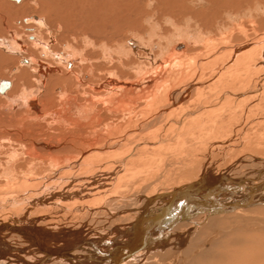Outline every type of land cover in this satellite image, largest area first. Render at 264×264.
I'll return each mask as SVG.
<instances>
[{
	"label": "bare ground",
	"instance_id": "obj_1",
	"mask_svg": "<svg viewBox=\"0 0 264 264\" xmlns=\"http://www.w3.org/2000/svg\"><path fill=\"white\" fill-rule=\"evenodd\" d=\"M12 1L20 3L21 0ZM91 1L89 0V5ZM161 1L152 0L154 3H162ZM201 1L207 4L211 0ZM30 2L29 0L26 3ZM228 4L223 3L225 7ZM27 5L21 7L29 12ZM157 6L155 5L156 8ZM56 8L58 13V7ZM261 9L264 12V7ZM48 11L50 9L42 8L40 12L49 13ZM173 11L171 13L174 16L171 18L177 26L173 33L174 39H169L167 50L164 49L162 54L158 53L157 57L155 55L150 62L128 60L129 58L123 61L125 55L132 53V49L124 50L122 47L118 52L110 51L107 43L111 44L113 40L108 39L107 35L103 38L95 37L88 27L86 30H77V35L73 34L74 37L69 38L63 54H60L55 46V41L58 40L56 34L61 33L58 26L62 25L65 29L66 24L63 21L52 24L51 17L50 20L45 19V22L43 19H35L36 22L33 23L38 30L49 26L50 31H39L32 36V41H29L28 36L19 38L17 31L8 39L0 38V57L4 53L9 56L16 55L9 57L10 60L20 57L22 64L21 67H10L5 72L9 80L0 83V126H10L14 130L12 136H17L15 140L11 134L6 135L3 137L5 142H0V156H4V162L10 167L5 175L6 164L1 166L3 170L0 177L3 176V182H0V194L11 191L8 192L11 195L14 193L12 188L17 187L16 194L20 195V203L15 205L9 206L0 202L3 204L0 208V264H162L164 261L158 258L169 252L177 255L173 259L172 256L171 259L165 258V264H178V259L183 256L180 253L191 237L210 230L209 227L222 220L230 219L231 222L254 213L264 214V153L260 152L229 161L220 158L224 164L219 163L220 166L215 168L211 166L220 159L209 163V150L206 149L205 157L195 155L191 158L195 163L191 170L193 174L188 176L185 173L174 177L164 176V179L158 177L159 179L155 178L153 181L145 180V184L138 183L135 187L133 183L125 180L126 171L134 168L132 166L136 162L141 166L146 163L144 160L151 157L157 158L162 162L161 165L166 162L165 158L169 156L159 158L169 154L166 151L170 150L169 142L172 140L167 137L168 132L176 134L175 138L201 129L204 132L205 121H209L210 117L217 118L220 114L231 113L235 109H242L245 113L260 104L261 100L263 103L264 66H256L260 64L257 59L264 56V35L258 34L249 39L246 28L239 21H233L225 25V28L220 24L217 27L221 29L217 31L210 28L199 32L197 29L189 35L187 27L180 25L182 17L179 20V16ZM127 17H123L126 22L129 21V18L126 20ZM253 18L251 15L246 20L251 28ZM132 23L127 26L136 32L135 37L137 34L142 35L143 31L140 30L143 28L139 29V23ZM233 25L238 27L233 29ZM234 33H240L245 40L234 44L230 41ZM117 35L115 38L119 37ZM147 35L142 41L149 46L153 31L150 29ZM102 41L106 42L105 45H102ZM173 41L174 47L170 49V42ZM189 45H200L202 50H192ZM98 47L101 49L98 50L99 54L95 51ZM113 53L115 54L110 57ZM253 61L254 66L251 65ZM123 67L129 70L133 67L131 74L125 75V71H121ZM219 67L226 70L220 69L223 72H219ZM211 69L212 72L205 73ZM257 71L260 73L252 82V75ZM147 76L150 78V89L135 92L131 90L132 80L141 82ZM236 81L238 85L234 87ZM3 83L7 85L1 92ZM100 89H104V94H97ZM192 91L196 100L190 101L192 96L189 92ZM205 91L211 96L202 103V93ZM195 101H198L196 105ZM214 101L219 108L210 114L211 111L207 108ZM189 102L193 104L190 105ZM199 104L205 110L192 116L197 112L196 107ZM57 105L62 106L60 110ZM70 106L78 107L81 113L79 117L67 116ZM47 113L56 114L55 122L52 120L51 125L58 126L59 123L67 122L65 129L67 128L68 138L64 140L58 136V139L46 138L39 143L24 142L25 137L18 128L26 120H34ZM110 114L111 117L113 114L122 116L121 119H112L108 117ZM174 114L175 117L172 118ZM256 119L260 120L257 117ZM80 124L86 127L85 132L75 130ZM262 129L261 127V131ZM88 132L99 134L102 140L96 141L95 138L87 136L86 139H81ZM31 135V132L25 134L29 137ZM76 137L80 139L77 142L80 148L77 150L71 148V141ZM3 138L0 137V141ZM124 138H132L131 147H125ZM117 140L120 142H114ZM19 141L21 142L18 143ZM218 143L210 144L214 146ZM174 145L172 146L175 147ZM197 158L200 159L199 164ZM206 160L207 163H204ZM45 168L49 171L46 177L42 176L46 172ZM54 169L59 171L54 173ZM31 171L35 172L30 173ZM28 173L33 174L32 176L36 173L39 178L26 175ZM183 177L189 178L184 180ZM165 179H168L166 184L163 182ZM159 186L165 188L160 187L162 189L154 191ZM248 222L242 221L243 224ZM254 223L257 222L251 224ZM262 239L264 240L259 237L258 241L261 242ZM206 240L195 245L196 252L207 247ZM239 240L236 238L232 241L229 237L224 242L239 244ZM221 246L223 245H219L220 248ZM214 248L197 255L209 260L214 257ZM254 249L255 246H250L245 252L251 255L250 252H254ZM181 259L183 263L186 260Z\"/></svg>",
	"mask_w": 264,
	"mask_h": 264
},
{
	"label": "rangeland",
	"instance_id": "obj_2",
	"mask_svg": "<svg viewBox=\"0 0 264 264\" xmlns=\"http://www.w3.org/2000/svg\"><path fill=\"white\" fill-rule=\"evenodd\" d=\"M25 1L28 2L29 0H21L20 3H16L12 0H0V38L2 37V39H5V38L8 39V37L10 38V35H13L14 32L17 31L19 33V38L20 37L24 38V37L28 36L29 41H32L31 40L32 36H34L35 34H38L39 31L42 32V30H43L46 33L47 30H49L48 29L49 26L42 27L41 30H38L37 26L34 25L33 22L39 21L41 19H43V21L45 19L50 20V17H51V19L53 20L52 24H56L57 22H55V21H63L66 24L65 29H64V26L61 27L62 25L58 26L59 27V33L61 32L60 34L55 33L56 35H58L57 36L58 40L55 41V44H56L55 46H57V48H58L57 50L60 51V54H63V51H64L65 47L67 46V42L70 40L69 38L74 37L73 34L77 35L78 31L83 30V29L86 30L88 27V29H91L90 31L95 37L100 38L102 36V38H103L104 36L107 35L108 39L113 40L111 44L107 43V45L110 46V47L108 46V50H110V51L116 50L118 52L119 48H122V47L124 48V50H127L129 48L132 49V53H128L127 55H125L126 57L124 56L125 58H123V59H125V60H123V61H126V59L129 58L128 60L135 59V61L141 60V61H146V62L149 61L150 62L151 59L153 57H155V55L157 57L158 53L162 54V51L164 49H165V51L167 50L169 39H172V40L174 39L173 33H174V30L177 26H175V22L171 18L174 16L171 13L173 10H174L173 12L179 16L178 17L179 20L181 19L180 17H182V19L180 20V23H181L180 25H183L182 27H185V26L187 27L189 35H190V32H195V31H197V29L199 32L201 30L210 29V28L217 31V30L221 29V27H220V29H219V27H217V26H220V24L224 25L223 27L225 28L227 25L233 23V21L234 22L239 21L240 24H242L244 26V29L246 28L247 37L249 39L255 38V36H257L258 34H260V36L264 35V15H263L264 12H262L263 10L261 9L262 7H264V0H234V1L230 0V3H229V0H211L207 4H205L201 0H199V1L198 0H188V1H186V0H182V1L181 0L180 1L179 0L178 1L171 0L172 2L170 0L169 1L168 0H162L163 1V2L161 1L162 3H159L160 1L158 2L160 4V6L158 3L152 2V0L151 1L150 0H93V2L90 0L91 1L90 5L88 3L89 0H85V1L84 0H68L67 2H66V0H47V2H46V0H30L31 1L30 3H26ZM72 1L74 4L72 3ZM173 1H175L176 4ZM243 1H244V3H243ZM34 2L36 3L35 5H34ZM64 2H66V3H64ZM70 2H71V4H70ZM94 2H96V3H94ZM77 3H78V5H77ZM80 3H82V4H80ZM86 3L88 4V7H86L87 6ZM172 3H174V4H172ZM223 3L225 5H227L228 3L229 4H228V6L225 7V5H223ZM25 4L29 5V6L27 5L29 7L28 9H30L29 12L27 9H22V7ZM46 4H47V6L45 7L44 5H46ZM66 4H68V5H66ZM161 4L162 5L166 4V7L163 5L165 7L164 8ZM211 4H213V5H211ZM73 5H75V6L73 7ZM84 5H86V6L84 7ZM155 5H158L157 7L159 9L156 8ZM91 6H93L92 9L95 11H93L91 9ZM94 6H95V8H94ZM121 6H122V8H121ZM18 7H19V9L20 8L21 9L19 10ZM41 7L44 9L46 8V10L50 9V12L48 11L49 13H47V12L41 13L40 12V11H42ZM56 7H58V13H56L57 12ZM52 8H54V9H52ZM156 9H158V11ZM51 10L54 11L53 12L54 15L51 12ZM117 10H119V11H117ZM182 10H184V11H182ZM22 11L23 12L25 11V13H22ZM90 11H93V12L89 13ZM130 12H132V13H130ZM123 13H125V14H123ZM49 15H51V16H49ZM209 15H211V16H209ZM251 15H252V17H254L253 18L254 22L252 23V28H251V26L247 25V21H248L247 19L249 16L251 17ZM123 17H127L126 20L129 18L128 20L130 22L127 21L128 22L127 23L125 21V18H123ZM244 18H246V19H244ZM32 19H34V21H32ZM35 19H36V21H35ZM113 19L118 20V21L116 22ZM121 20H122V22H121ZM133 21H137L139 23V26H138L139 29L143 28L142 30H140V31H143V33H141L143 36L140 34H137V37H135L136 32H134L132 29L128 28L127 25L129 23L131 24ZM155 21L157 22V24H155ZM119 23H120V25H119ZM112 25H113V27H112ZM237 27H238L237 25L232 26L233 29L237 28ZM112 28H113V30H112ZM150 29L153 31V35H152L153 38L151 40L152 46L151 45L146 46L142 40L148 36L147 34H148ZM64 30H66V31H64ZM72 30H75L76 32L75 31L72 32ZM54 32H56V31H54ZM144 32L145 33L147 32L146 35ZM117 33H118L119 37L115 38ZM239 34L238 33L232 34V39H230V41L233 42L234 44L242 43L245 40V38H243V36L241 34L240 35ZM101 43H102V45H105L104 43H106V42L102 41ZM170 44L171 45L169 46V48L173 49L174 41H173V43L170 42ZM189 46L193 48L192 50L196 51V49H197L198 52L200 50H202L200 45L199 46L189 45ZM98 48H96L95 51L98 52V54H99L100 51H98V50H101V49L100 48L98 49ZM4 54L5 55L3 57H0V83L2 81H8L9 80V78H6L5 72H8L10 67L12 68V66H15V67H21L22 66V64H20L21 63L20 57L10 60V58H12V56H16V55L9 56V55H6V53H4ZM114 54L115 53L111 54L110 57H112ZM25 56L26 55H24V57ZM121 59H122V57H121ZM257 61L260 64L258 66H256V68L260 67L261 65L264 66V56H263V58L259 57L257 59ZM113 63H114V61L112 62V64ZM251 65L252 66L255 65L254 61L252 62ZM132 68L133 67H130V70ZM262 68L264 69V67H262ZM218 69L219 70L220 69L226 70L223 67H219ZM130 70L128 68H124V67L121 68V71H125V75L131 74L132 71L130 72ZM223 70H220L219 72H223ZM212 71L213 70L211 69V70L206 71L205 73L208 74ZM256 73H254L252 75V76H254V79L252 78V82H254L255 78L257 77V75H259L260 72L257 71ZM261 75H262V72H261ZM243 76H245V74ZM143 80L141 82H136L135 80H132L131 81V90L135 92V91H139L141 89L142 90L150 89L151 84H150L149 76L144 77ZM252 82L250 83V85L253 84ZM237 85H238V81H236V83H234V87ZM103 90L104 89L97 90V92H99V93H97V92L96 93L99 95H102V94H104ZM189 93L192 96V98H190V101L196 100L195 99L196 97L193 96L194 95L193 91L189 92ZM0 96H2V95H0ZM202 96L204 98V100L202 101V103H203L205 100H208V98H210L211 95L206 93V91H205L202 93ZM193 97H195V98H193ZM197 102L198 101H195L194 105H196ZM215 103L216 102L214 101L212 103V105L207 108L211 111L210 114L215 113L219 108V106H216ZM189 104L192 105L193 102L192 103L189 102ZM61 107H62L61 105H57L58 110H60ZM200 107L201 106L199 104L196 107L197 112L193 113L192 116H194L198 113H201L203 110H205V109L200 108ZM65 108H67V107L65 106ZM80 114L81 113L78 110V107L70 106V109L68 111L67 116L69 118H77L80 116ZM111 115L112 114H110L108 117L112 118V119H114V118L121 119V116H122V115L113 114V116L111 117ZM259 115L262 117H259ZM174 117H175V114L172 116V118H174ZM256 117L258 119L260 118V120H257ZM54 118H56V114L47 113L41 117H36L34 120H26V122H24V124L21 126V128L20 129L18 128L19 132H22L23 137H25L24 142L31 143L33 141V142L39 143L42 141V139L45 140L46 138L47 139L48 138L49 139H58L59 138L58 136H60V138L64 139V140L66 137L68 138V135L66 132L67 128L65 129V125H66L65 122L66 121H64L63 124L59 123L58 126H54V125L50 124V122L52 120H54ZM179 120H181V119H179ZM210 120H214V121H210ZM210 120L205 121V126H204V127H206V128H204V132L205 133L207 132L208 134L207 133L205 134L203 132V130L201 129L198 131L187 132L186 134H181L180 136H177L175 138L176 134H174L173 132H168L167 137L168 138L170 137L169 139L172 140L169 142L170 143V150L166 151L167 153L169 152V154H165L161 158H159V159H163L164 157L169 156V157L165 158L167 163L164 161L165 163L163 162L164 164L161 165L162 162H159L157 160V158L153 159V157L150 158V159H153L152 161L150 159L144 160V163H145V161H146V163L144 165H141V166H139L140 164L137 165V162H136V165L132 166L134 168H131V170L133 172H136V173L133 174V172L131 170H128V172L126 171L127 174L125 173L126 174L125 180L127 182L129 181V183H133V186L135 187V186L139 185L138 183L143 182L142 184H145L146 181H151V180L153 181V179L158 178V177L161 179H164L165 177H168V176L174 177L175 175H182L185 173H186L185 175L188 176L190 174H193L191 170L193 168V164L195 163L194 162L195 160L193 161L191 158L194 157L195 155H200V156L204 155V157H205L207 155L206 149L210 151V152L208 151V157H207L209 159V163H212L210 161L215 162V161L219 160L220 158H224V160L229 161L231 159L238 158V157H241V156L246 155V154H258V152L264 153V145H263L264 144V125H263L264 124V99H263V103L261 100L260 104L250 108V111H245V113L242 112V109H235L234 112H231V113L225 112L222 115L220 114L217 118L215 117L212 119L210 117ZM54 122H55V120H54ZM210 122H212L213 125ZM255 123H256V125H255ZM182 125H184V124H182ZM66 126H68V124ZM260 126L263 128L262 131H261ZM215 127H217V129H215ZM219 127H221V128H219ZM85 129H86V127L84 126V124H80V126L77 125V127H75V130H79L81 132H83V131L85 132ZM185 129H186V127H185ZM248 129H251V130H248ZM13 131L14 130L10 126H0V137L1 138L6 137V135H9V134H11V136H12ZM33 131H35V132H33ZM52 131H53V133H52ZM30 132L32 133L31 137L25 136L26 133H30ZM43 132L44 133L49 132V133L43 134ZM227 133H229V134H227ZM246 134H247V136H246ZM47 135H49L50 137H48ZM185 135H187L188 137ZM207 135H209V136L207 137ZM13 136H12V139L17 140L16 139L17 136H15V135H13ZM86 136L88 138H93V139L95 138L96 141L102 140V137L99 136V134H94L91 132H88L86 135H83V137L81 139H86ZM184 136L187 138H185ZM230 138H233V139H230ZM131 139L124 138L125 145H126L125 147H128V146L131 147L132 146ZM79 140L80 139L77 137L75 139L74 138L72 139V141H71V143L73 144V147H71L72 149L77 150L80 148V144L77 143ZM215 140H217V141H215ZM176 141L178 143H176ZM191 141H192V144H191ZM195 141L197 143H195ZM221 141H223V142H221ZM0 142H5L4 138ZM20 142L21 141H19L18 143H20ZM114 142L119 143L120 140H117ZM209 142L211 144L219 142L218 143L219 145L217 144V145L211 146V144ZM174 143H176V144L174 145ZM222 143H224L225 145ZM194 144H195V147H194ZM220 144H222V145H220ZM260 144H262V145H260ZM172 145H174L176 148L173 147ZM242 147H244V148H242ZM177 149H178L179 153L177 152ZM230 151H232L234 153H232ZM168 158H169V160H168ZM196 160L198 161L197 163L199 164L200 159L197 158ZM4 161H5L4 156L1 155L0 156V173L3 170L1 168V166L4 167V165L6 164V162H4ZM156 161H158V163ZM222 161L223 160L220 159V161L215 162L214 165L211 164L212 165L211 167L218 168L220 166V164L221 165L224 164ZM21 163H22V161H21ZM204 163H207V160ZM22 164H24V163H22ZM142 164H143V162H142ZM198 164H195V165H198ZM156 165L159 167H156ZM160 166L162 168H160ZM5 167L7 170L4 172V174L7 175L10 167L7 164ZM136 167H137V169H136ZM144 167H146V168L150 167V168L145 169ZM169 167H171V168H169ZM140 168L144 171V173H141L143 171ZM42 169H44V168H42ZM45 169H46V172L44 174H42V176H44V177H46V175L49 174V171H47V168H45ZM34 170H36V169H34ZM20 171H21V169H20ZM54 171H53L54 173H57L59 170L56 171V169H54ZM123 171H124V169L121 172H123ZM34 172L35 171H31L30 173H34ZM30 173H28L26 175L32 176L33 174H30ZM54 173H52V174H54ZM145 173H146V175H145ZM35 174L32 177L39 178V176H37ZM21 176H23V175H21ZM42 176H40V177H42ZM131 176L133 178V181L131 180L132 178L130 179ZM149 176L152 177V179ZM44 177H42V178H44ZM183 178L185 180L189 177H187V178L183 177ZM165 181L167 182L168 179H165L163 182H165ZM0 182H3V176L0 177ZM166 182H165V184H166ZM162 184H164V183H162ZM160 187H162V186H159L157 188L154 187L155 188L154 191L155 190L158 191V189L165 188V186L162 188H160ZM12 190L14 193H11V195L8 194V192H11V191L4 192L3 194H0V202L1 203L2 202H4V204L7 203V205H9V206L20 203L19 202L20 195L16 194L17 190H18L17 187H16V189L12 188ZM15 196H17V198H15ZM1 203H0V208L3 206V204H1ZM262 214H260V213L255 214L254 213L252 215H247L249 217H247V218L242 217L240 219H237L239 222L236 220H233L230 222V219L229 220H222L221 222L215 224L214 226L212 225L211 227H209L210 230H207L205 232H201L200 235L195 236L196 238L191 237V239H189V241L187 243H185V245L183 247L184 250L182 249V251L180 253V256L181 255H183V256H181L178 259V264H185V263L191 264V262H192V264H194V263L195 264H264V240L262 239L263 241H261V242L258 241L259 237L264 238V219H263L264 214L263 215ZM260 217H262V218H260ZM248 220L251 222H248ZM242 221L248 222V224L250 226L248 224H245V223L243 224ZM255 221L257 223L251 224L252 222H255ZM253 235H254V237H253ZM229 237L232 239V241L236 238L238 240L241 239V240H239L240 243L236 244V243H233L231 241L228 244L225 243L224 241L229 240ZM194 238H195V240H194ZM206 238H207V240H206ZM256 238H257V241H256ZM205 240L208 241L207 245H206L207 247L203 248L202 250L199 249L198 250L199 252H196L195 251L196 249H194V247H196L195 245H197V243L200 245ZM248 241H249V243H248ZM253 242H254V244H253ZM219 245H223V246H221V248H220ZM250 246L251 247L255 246V249L253 250L254 252H250L251 255L246 254L247 252H245V250L250 248ZM214 247H218V249H216ZM210 248H214V251L212 253V257L213 256L214 257L209 259V260H211V262L209 260H207L208 259L207 257H204V256H203V258L198 257L199 255H197V254H199V253L202 254L206 250H210ZM233 249H235V250H233ZM188 250H190V252ZM234 252H236V253H234ZM176 255L177 254H175V252H173V253L169 252L165 256L158 258V259H160V261L163 260L164 262L162 264H165V258L171 259V256H172V259H173ZM245 255H247V257H245ZM248 255L251 257H248ZM184 256H187V257H184ZM197 257H198V260L196 262H194V259H197ZM181 258H186L184 263H183ZM247 258H249V259L247 260Z\"/></svg>",
	"mask_w": 264,
	"mask_h": 264
},
{
	"label": "water",
	"instance_id": "obj_3",
	"mask_svg": "<svg viewBox=\"0 0 264 264\" xmlns=\"http://www.w3.org/2000/svg\"><path fill=\"white\" fill-rule=\"evenodd\" d=\"M15 1H18V0H15ZM6 85H7V83H3V84H1V92L4 90V88L6 87Z\"/></svg>",
	"mask_w": 264,
	"mask_h": 264
}]
</instances>
